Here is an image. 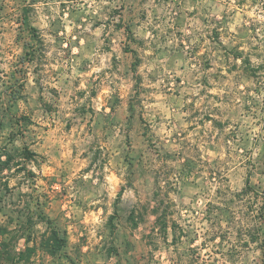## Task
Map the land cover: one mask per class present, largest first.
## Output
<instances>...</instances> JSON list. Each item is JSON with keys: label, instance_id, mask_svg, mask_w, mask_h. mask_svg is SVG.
Listing matches in <instances>:
<instances>
[{"label": "rangeland", "instance_id": "1", "mask_svg": "<svg viewBox=\"0 0 264 264\" xmlns=\"http://www.w3.org/2000/svg\"><path fill=\"white\" fill-rule=\"evenodd\" d=\"M0 264H264V0H0Z\"/></svg>", "mask_w": 264, "mask_h": 264}, {"label": "trees", "instance_id": "2", "mask_svg": "<svg viewBox=\"0 0 264 264\" xmlns=\"http://www.w3.org/2000/svg\"><path fill=\"white\" fill-rule=\"evenodd\" d=\"M30 153V152H28ZM156 222L158 223V225L165 229L167 227V219H166V215L164 213H159L157 215L156 218ZM64 240L59 238L57 236V232H53V242L50 243V246L53 247V249L59 248L63 245ZM49 245V244H48ZM28 249V248H27ZM30 249V248H29Z\"/></svg>", "mask_w": 264, "mask_h": 264}]
</instances>
